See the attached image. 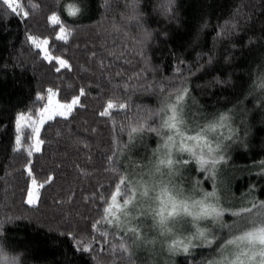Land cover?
<instances>
[{"label":"trees","instance_id":"trees-1","mask_svg":"<svg viewBox=\"0 0 264 264\" xmlns=\"http://www.w3.org/2000/svg\"><path fill=\"white\" fill-rule=\"evenodd\" d=\"M129 3L16 0L14 13L0 0V246L22 252V264H142L134 245L119 249L129 235L106 224L103 208L120 176L133 179L158 145L154 134L129 141L120 127L139 109L157 108L161 95L174 100L178 89H187L181 130L221 143L218 205L236 211L264 201V0H140L139 21L128 19ZM61 27L66 41L57 39ZM31 38L49 43L38 48ZM46 57L71 67L57 72L58 60ZM81 88L83 107L67 120L46 121L35 152V134L17 126L20 114L38 121L39 98L49 89L70 103ZM108 102L116 107L102 117ZM219 116L228 118L223 128L210 129ZM207 176L196 170L202 188L210 187ZM33 182L39 197L30 205ZM234 219L225 213L226 223ZM211 231L229 232L214 224ZM206 258L209 249L198 248L171 264Z\"/></svg>","mask_w":264,"mask_h":264},{"label":"snow or ice","instance_id":"snow-or-ice-1","mask_svg":"<svg viewBox=\"0 0 264 264\" xmlns=\"http://www.w3.org/2000/svg\"><path fill=\"white\" fill-rule=\"evenodd\" d=\"M3 3L8 5L14 13L16 12V8L12 6L13 0H3ZM126 7L130 13L128 19L135 21L141 19L140 0H131ZM24 15L26 16L27 13L25 12ZM50 19L55 23L60 22L55 14ZM64 33L65 29L61 27L57 39L66 41L68 37ZM149 36L150 33L145 31L143 40H147ZM31 39L38 48L49 43L46 39L40 43H37L35 38ZM46 58L58 60L57 72L62 68L71 67L65 59ZM48 92L50 94L48 104L41 109L39 121H32L31 117L26 118L23 113L17 121V126L20 127L21 122L28 120L23 127L31 129V132L35 134L34 151L37 153L41 151V145L44 144V141L40 139V133L46 121H52L56 117L67 120L77 106L83 107L80 100L85 95L84 89L81 88L79 95L74 96L70 103L56 101L53 106L52 97L57 94L52 89ZM186 94L187 89L182 88L177 90L174 100L171 95H161L157 108L139 109L133 121L120 127L121 132H127L129 141L142 140L145 134H154L158 140V148L154 151L152 160L144 165L147 171L144 172L141 169L140 180H133L128 175L120 176L119 183L115 185V192L111 194V202L105 201L107 206L103 208V219L107 225H112L116 230L129 234L130 244L124 242L125 236L120 238L122 242L119 244V249L122 251H128L132 245L144 243L146 237L141 224L148 220L151 213L150 218L154 224H146V227H155L164 233L166 238L171 239L169 251L174 254L191 255L195 249L207 248L209 258L201 260L199 264H264V201L257 202L253 199L250 201V206L233 211L231 208H222L218 203L211 202L213 198L219 201L215 185L213 191L204 192L200 199H195L191 195L185 196L184 190L179 186L178 181H183L184 177L176 175L177 166L186 168L191 161H195L200 171L208 174L209 180H215L216 167L220 161L224 160V156L220 154L222 151L220 141H217L213 147L212 142L203 134L185 137L181 131L182 127H186L183 119V101ZM114 107L116 106L112 102H108L100 116L109 117L111 115L109 109ZM127 107L125 104L119 105L122 110ZM227 119L226 116H219L218 120L209 124V128L223 127ZM177 137H179L178 144ZM220 139L222 140L223 137ZM20 143L21 137L17 136V144ZM120 151L123 149L120 148L114 155L118 156ZM179 153H188L189 158L181 157L175 160L174 155ZM27 155L29 157L33 155L32 147L27 150ZM112 171L118 172V169L112 167ZM196 186H200V181H196ZM189 190L195 191L191 186ZM118 197H122V203ZM26 202L30 205L37 202V198L31 191L28 192ZM145 204L147 207H144ZM226 212H231V216L236 218L231 224L224 221ZM201 222L214 224L217 230L228 229V236L231 238L219 236L216 231L209 232L202 229ZM237 232L239 234H236ZM101 235H107V233H101ZM180 235L183 236L182 239L176 238ZM2 249L3 247L0 246V251ZM0 260L9 262V257L0 256ZM9 264H18V260L12 257Z\"/></svg>","mask_w":264,"mask_h":264},{"label":"rangeland","instance_id":"rangeland-1","mask_svg":"<svg viewBox=\"0 0 264 264\" xmlns=\"http://www.w3.org/2000/svg\"><path fill=\"white\" fill-rule=\"evenodd\" d=\"M13 2H16V0H13ZM49 95L50 94L48 93L46 95L41 96L44 98V99H40V101H39L41 109L44 108L48 104ZM52 99H53V106H54L55 102L59 101V100L57 99L56 95L53 96ZM60 103H62V102H60ZM183 111H184V108H183ZM40 118H41V113H40L39 119ZM39 119H38V121H39ZM31 120L33 121L34 118L31 117ZM34 121H36V120H34ZM24 123H28V120L26 119L25 121L21 122V125H23ZM222 128H220V129H222ZM223 131L224 130H219V133H222ZM182 132L184 133L185 137L190 136V135H186L184 131H182ZM225 133H226V135H228L227 131ZM224 134H222V136H224ZM203 135L205 136L206 139L209 140V138H210L209 135L204 134V133H203ZM177 138H178L177 141L179 143V137H177ZM189 143H191V142H189ZM157 148H158V145L156 144L155 147L151 150L152 154H151L150 160H152L153 153ZM183 154H187V153H179L177 155H174L173 158L175 160H179L181 157L184 156ZM138 164L140 166L137 165L138 170L135 169V175L133 177V180H140L141 179V169H143L144 172L147 171V169L144 168V164H145L144 162L138 163ZM198 169H199V167L194 166L192 163H190L189 166L186 168H182V167L177 166L175 169L177 176L182 175L184 177V180L178 181V183H179V186L181 187V189L184 190L185 196L191 195V196H194L195 199H200L204 192L213 191L214 185L216 187V178H215V180H209L208 178L206 179L207 183L210 185L209 188H204V187L202 188V186L197 187L196 186L197 180L195 179V174H196V170H198ZM190 186L192 189H195L194 192L189 190ZM29 191H31L34 194V196L37 198V201H38V197H39L38 185L35 182H33L31 184ZM158 191L159 190L157 189V192ZM197 193H199V194H197ZM150 195H151V193H150ZM27 198H28V196H27ZM118 200L122 203V200L120 199V197H118ZM211 202L219 204V201H217L215 198H213ZM153 206H155V205H153ZM144 207H147V204H145ZM150 217H151V213H149L148 220L141 224V229L143 231V234L146 237L144 243L142 245H134L133 249H134L135 253L139 254V257H141L142 264H171L173 262L172 259H174L175 255L178 253L174 254V253L169 251V244L172 241H171V239L166 238L164 233L160 232L155 227H152V228L146 227V224H154V221H152ZM211 225L212 224H210L208 222H201L200 227L202 229L209 231L211 228ZM170 227H171V225H170ZM173 231H175V228H173ZM123 233H125V232H123ZM125 234L129 235L128 233H125ZM184 235H188V233H184ZM176 238L182 239L183 236L180 235V236H177Z\"/></svg>","mask_w":264,"mask_h":264},{"label":"clouds","instance_id":"clouds-1","mask_svg":"<svg viewBox=\"0 0 264 264\" xmlns=\"http://www.w3.org/2000/svg\"><path fill=\"white\" fill-rule=\"evenodd\" d=\"M0 256H7L9 257V262L11 261V258L14 256L20 257V260L18 261V264H22V256L23 253H12L9 250H7L6 248H3L2 251H0ZM9 262H5L3 260H0V264H9Z\"/></svg>","mask_w":264,"mask_h":264}]
</instances>
